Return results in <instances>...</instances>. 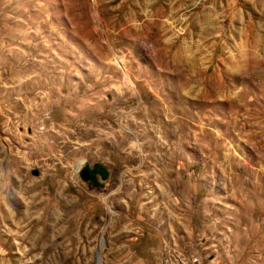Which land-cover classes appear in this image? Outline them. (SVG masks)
Wrapping results in <instances>:
<instances>
[{
	"label": "rangeland",
	"instance_id": "1",
	"mask_svg": "<svg viewBox=\"0 0 264 264\" xmlns=\"http://www.w3.org/2000/svg\"><path fill=\"white\" fill-rule=\"evenodd\" d=\"M0 264H264V0H0Z\"/></svg>",
	"mask_w": 264,
	"mask_h": 264
},
{
	"label": "water",
	"instance_id": "2",
	"mask_svg": "<svg viewBox=\"0 0 264 264\" xmlns=\"http://www.w3.org/2000/svg\"><path fill=\"white\" fill-rule=\"evenodd\" d=\"M78 175L82 181L91 183L94 187H100L101 181H105L108 177V169L102 163H95L92 166L85 163L79 168Z\"/></svg>",
	"mask_w": 264,
	"mask_h": 264
},
{
	"label": "bare ground",
	"instance_id": "3",
	"mask_svg": "<svg viewBox=\"0 0 264 264\" xmlns=\"http://www.w3.org/2000/svg\"><path fill=\"white\" fill-rule=\"evenodd\" d=\"M251 60V59H250ZM261 63H263V62H261ZM259 65V64H258ZM205 73V72H204ZM204 75V74H203ZM203 82V81H202ZM208 90V89H207ZM189 98V97H188ZM213 101V100H212ZM185 103H186V107H185V109H184V112H183V114L185 115V116H188L189 115V109H191V107L195 104L193 101H191V100H189V99H187V101H185ZM192 104V105H191ZM242 108V105H240L239 107H238V109H241ZM191 112V111H190ZM191 115H193V114H191ZM190 118V117H189ZM238 136V135H237Z\"/></svg>",
	"mask_w": 264,
	"mask_h": 264
}]
</instances>
